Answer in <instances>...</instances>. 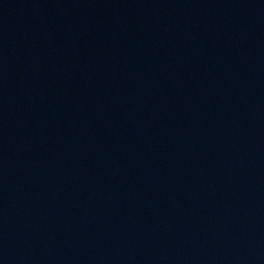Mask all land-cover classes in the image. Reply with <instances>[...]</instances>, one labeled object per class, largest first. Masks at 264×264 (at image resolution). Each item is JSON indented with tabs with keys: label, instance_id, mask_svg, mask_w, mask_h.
Masks as SVG:
<instances>
[{
	"label": "water",
	"instance_id": "obj_1",
	"mask_svg": "<svg viewBox=\"0 0 264 264\" xmlns=\"http://www.w3.org/2000/svg\"><path fill=\"white\" fill-rule=\"evenodd\" d=\"M0 264H264V0H0Z\"/></svg>",
	"mask_w": 264,
	"mask_h": 264
}]
</instances>
